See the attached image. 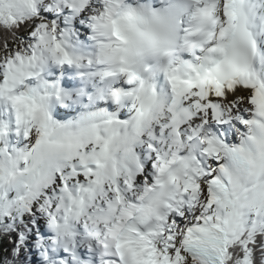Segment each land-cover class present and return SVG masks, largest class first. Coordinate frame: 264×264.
Masks as SVG:
<instances>
[{"label":"snow or ice","instance_id":"6c2138e0","mask_svg":"<svg viewBox=\"0 0 264 264\" xmlns=\"http://www.w3.org/2000/svg\"><path fill=\"white\" fill-rule=\"evenodd\" d=\"M54 9L0 0V29L31 21L0 45V216L35 203L99 264H264V0H103L91 77L118 85L97 98L119 111L77 121L54 118L70 97L43 72L94 61Z\"/></svg>","mask_w":264,"mask_h":264},{"label":"trees","instance_id":"16d2710c","mask_svg":"<svg viewBox=\"0 0 264 264\" xmlns=\"http://www.w3.org/2000/svg\"><path fill=\"white\" fill-rule=\"evenodd\" d=\"M48 5L49 1L46 2L45 9ZM54 13L49 14L54 15ZM30 26L31 21L27 22L26 26H22V33H6L0 29V45L15 47L16 40L26 34ZM36 212L38 211L34 209L27 212L23 218L14 221L0 218V264H45L40 258V250L37 259L34 256L36 249L40 248L34 236L35 232H39L34 223Z\"/></svg>","mask_w":264,"mask_h":264},{"label":"rangeland","instance_id":"374dc122","mask_svg":"<svg viewBox=\"0 0 264 264\" xmlns=\"http://www.w3.org/2000/svg\"><path fill=\"white\" fill-rule=\"evenodd\" d=\"M49 1V5L46 9H49L51 8L52 11L50 12H55V9H54V6L56 4H60L61 5V11L64 13L63 15H59L58 19H57V26H58V34H61V35H65V34H68L69 36V39L71 38L72 40H75L76 41V38H77V32L81 31V28L84 27V25L86 24L88 27L91 26V23L86 22L84 19H75L76 17L74 16V14L72 12H68L67 9H64L63 8V2L62 0H39V6H41L43 9H45L46 7V2ZM51 1H54L51 3ZM94 5L96 6H99L101 8H103V0H88V9L85 10V9H82L84 11H86L87 14H89L88 12H90L91 8L95 7ZM98 12H94L92 11V13H90L91 16L93 15H98L97 14ZM54 15H56V12L54 13ZM86 27V28H88ZM79 28V29H77ZM86 32H88V30H85L83 31L84 34H86ZM71 34V35H70ZM73 45L71 46V49H67L70 52H72V49H73ZM48 64H52L51 61L48 62ZM102 104L103 103H99V105L97 106V108H100L102 107ZM49 109H52L51 107H49ZM38 206L34 203L32 204L31 206V211L36 209L37 210ZM28 211H22V212H19V213H15L13 214L12 216L10 217H7V216H0V218L2 220H5V221H8V220H16V219H19V218H23L25 216V214L27 213ZM34 223L39 226L38 228H40L41 230L38 231L40 232V234L37 235L36 237V233H39V232H35L34 233V236L36 237V241L37 243H43L45 239H47V241H51L49 243V246H48V250L47 252H52L55 247L57 246V248H59V252L61 249H63V245L61 246L59 242H56L58 241V238H53V237H48V238H45L43 237L44 233H43V227H45L47 229V233H48V236L50 235L51 236V233H52V228L50 227L48 221L46 220V218L44 216H42L41 214H39V212H36V215H35V221ZM49 231V232H48ZM46 232V230H45ZM57 239V240H56ZM35 240V239H34ZM56 242V243H55ZM46 257V254L44 252V254L42 256ZM35 256V259H37V254L34 255ZM41 260H42V257L40 256ZM43 261V260H42ZM58 262V264H60L59 261H55V262H52V263H48V264H56Z\"/></svg>","mask_w":264,"mask_h":264},{"label":"bare ground","instance_id":"6f19581e","mask_svg":"<svg viewBox=\"0 0 264 264\" xmlns=\"http://www.w3.org/2000/svg\"><path fill=\"white\" fill-rule=\"evenodd\" d=\"M94 6L95 7L91 8L90 12H88L89 14H87L86 11H84L82 9L79 10V11H77V12H75V13H73L74 16L76 17L75 19L76 20L77 19H84L86 22L92 21L91 20V17H92L91 15L92 14L90 15V13H92V11H94V12L97 11L99 13L100 11L103 10V8H101L99 6H96V5H94ZM83 9L87 10L88 9V5L86 7H84ZM86 27H88V26L85 24L84 27L81 28V31L78 32V35H79V37L77 39L78 41L82 40L81 36H83V34H84L83 31L87 30ZM77 29H79V28H77ZM64 38H65V46H66V48L71 47V45H73V44H75L77 42L76 41L75 43H73L75 40H72L71 38L69 39L68 34H65L64 35ZM88 44H89L91 50L94 49L93 51H95L96 53H94V54H87V55H84V57L93 59L94 60V63H95V57H96V55L98 53L97 43H91V42H89ZM49 65L50 64H47L45 66V69H47L49 67ZM59 75L60 74H59V71H58L57 74H56V76L50 75L49 77L52 78V79H55V80H59L58 79ZM72 94H73V96L75 98V104H73L71 101L69 103L65 99V100L62 101L65 106L62 107L61 106V101H58V100H55V99H52L50 101L49 107H51L52 109H49V110L52 112L54 118L56 117V114L58 112L68 113V115L66 117L67 119L72 120V121H77V120L81 119L82 117L88 115L90 112H94V111H105V112H109V111H119L118 109H116L115 106H113L112 109H109L106 106L105 102H102L103 104H102V107H100V108H97V106L99 105L100 102H96L95 101V104H91L89 102L83 103V101L86 100L88 97H83L81 95L78 87H75L74 88ZM58 241H60V240L58 239ZM86 250H88V249H86ZM83 252L87 253L88 251L86 252L84 250Z\"/></svg>","mask_w":264,"mask_h":264}]
</instances>
